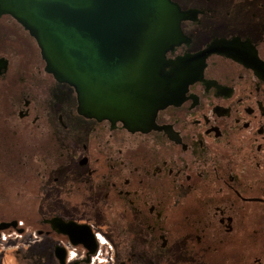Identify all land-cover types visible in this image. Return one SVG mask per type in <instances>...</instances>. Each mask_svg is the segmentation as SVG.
<instances>
[{
    "label": "flooded vegetation",
    "instance_id": "1",
    "mask_svg": "<svg viewBox=\"0 0 264 264\" xmlns=\"http://www.w3.org/2000/svg\"><path fill=\"white\" fill-rule=\"evenodd\" d=\"M172 1L195 65L148 131L81 114L0 15V264H90L98 234L112 264H264V0Z\"/></svg>",
    "mask_w": 264,
    "mask_h": 264
},
{
    "label": "water",
    "instance_id": "2",
    "mask_svg": "<svg viewBox=\"0 0 264 264\" xmlns=\"http://www.w3.org/2000/svg\"><path fill=\"white\" fill-rule=\"evenodd\" d=\"M1 14L29 30L46 70L76 90L85 116L148 131L191 82L194 57H166L186 41L188 15L172 0H0ZM84 246L95 254L92 237ZM56 255L65 264V252Z\"/></svg>",
    "mask_w": 264,
    "mask_h": 264
},
{
    "label": "built area",
    "instance_id": "3",
    "mask_svg": "<svg viewBox=\"0 0 264 264\" xmlns=\"http://www.w3.org/2000/svg\"><path fill=\"white\" fill-rule=\"evenodd\" d=\"M11 235L3 234L0 239V243L8 242ZM17 236H14L16 238ZM97 241L99 243V250L92 257L90 264H112L113 248L112 245L106 240V238L100 234L97 235ZM19 246L16 245V248Z\"/></svg>",
    "mask_w": 264,
    "mask_h": 264
}]
</instances>
